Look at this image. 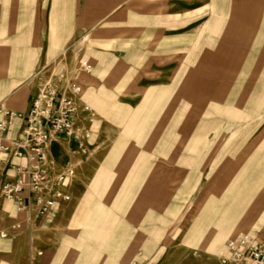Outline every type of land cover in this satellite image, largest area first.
Masks as SVG:
<instances>
[{
    "label": "rangeland",
    "instance_id": "obj_1",
    "mask_svg": "<svg viewBox=\"0 0 264 264\" xmlns=\"http://www.w3.org/2000/svg\"><path fill=\"white\" fill-rule=\"evenodd\" d=\"M234 2L0 0V106L51 78L94 116L82 150L52 148L70 201L0 264H219L264 237V31L232 30Z\"/></svg>",
    "mask_w": 264,
    "mask_h": 264
},
{
    "label": "built area",
    "instance_id": "obj_2",
    "mask_svg": "<svg viewBox=\"0 0 264 264\" xmlns=\"http://www.w3.org/2000/svg\"><path fill=\"white\" fill-rule=\"evenodd\" d=\"M79 69L88 73L92 66L82 61ZM81 92L77 82L62 84L49 78L25 110L0 106V205L12 204L16 214L26 215L8 230L0 229V240L31 230L36 221L70 201L67 173L53 165L51 152L59 141L77 150L87 145L94 116L80 102ZM219 264H264V237L251 233L230 237Z\"/></svg>",
    "mask_w": 264,
    "mask_h": 264
},
{
    "label": "crops",
    "instance_id": "obj_3",
    "mask_svg": "<svg viewBox=\"0 0 264 264\" xmlns=\"http://www.w3.org/2000/svg\"><path fill=\"white\" fill-rule=\"evenodd\" d=\"M234 3H231V7L230 10H232V12H230V22H229V27L233 29H235L236 27H244V29L248 30L247 32H253L255 28H259L260 32L263 33L264 31V16L260 17L257 7L258 4L255 3L254 0H234ZM245 40V39H243ZM248 41V39H246ZM243 43V41H242ZM239 51L237 52V54H234V58H233V63H237L239 60H241L242 58V52H241V48L238 49ZM94 53V52H93ZM88 62V61H87ZM90 64V62H88ZM91 65V64H90ZM1 66V65H0ZM16 90L12 92V94H15ZM21 95H17L16 97H20ZM31 93L28 92L24 104H22V107H8V106H3L9 109H15V110H25L28 106L29 103L32 100L31 97ZM81 103H84L82 100H80ZM18 127V123L15 124V127L13 128L11 135H14L16 132V129ZM91 152H95L96 151V147L92 146L91 147ZM75 178L73 180V182H75ZM8 203H3L0 205V229L3 230H8L9 228V224H11L12 222H14L16 219H26V215L25 214H16L15 212V208L12 204L8 205V210L4 211L3 207L4 205H6ZM63 206H58L57 208H55L47 217L50 216H56L59 214L60 211H62ZM5 222H4V218ZM45 217V218H47ZM44 219L40 220V221H36L37 226H40L38 228V230H43V226L41 227V224L43 223ZM4 225L6 226V228H3ZM22 233H24L23 231L13 235V236H20ZM16 238V237H14ZM35 239H37V237H34ZM0 241H4V240H0ZM15 241V240H13ZM1 247H5L7 249V254L8 256H12L15 253L16 247L14 246V243L12 241H5L4 243L0 244ZM0 247V248H1Z\"/></svg>",
    "mask_w": 264,
    "mask_h": 264
},
{
    "label": "bare ground",
    "instance_id": "obj_4",
    "mask_svg": "<svg viewBox=\"0 0 264 264\" xmlns=\"http://www.w3.org/2000/svg\"><path fill=\"white\" fill-rule=\"evenodd\" d=\"M71 174H73V172H72V171H69V172L67 173V176H68V175H71ZM66 181H69V179L66 178Z\"/></svg>",
    "mask_w": 264,
    "mask_h": 264
}]
</instances>
